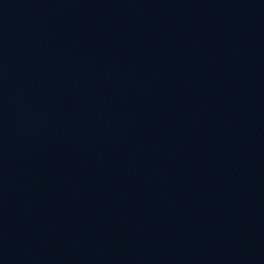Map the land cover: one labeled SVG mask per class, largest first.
I'll return each mask as SVG.
<instances>
[{
  "label": "water",
  "instance_id": "water-1",
  "mask_svg": "<svg viewBox=\"0 0 264 264\" xmlns=\"http://www.w3.org/2000/svg\"><path fill=\"white\" fill-rule=\"evenodd\" d=\"M0 264H264V0H0Z\"/></svg>",
  "mask_w": 264,
  "mask_h": 264
}]
</instances>
